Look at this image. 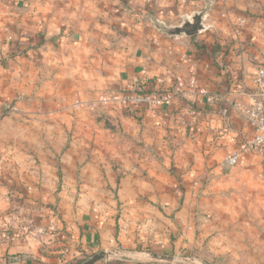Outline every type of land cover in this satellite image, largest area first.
<instances>
[{
	"label": "crops",
	"instance_id": "0c3cea01",
	"mask_svg": "<svg viewBox=\"0 0 264 264\" xmlns=\"http://www.w3.org/2000/svg\"><path fill=\"white\" fill-rule=\"evenodd\" d=\"M19 1L0 0V123L8 117L7 107L11 103L17 107L24 92H34L31 85L17 80L19 70L37 65L40 56L31 54L41 52L44 54L42 62H45L48 50L56 49L53 53L61 55L62 65L63 58H70L76 50L87 48V53L93 52V47L85 40L87 35L79 29L61 27L62 33L58 39H53L54 44L38 42L37 38L46 36L51 30L48 21H52L53 15L44 7L51 1L44 5L41 0H31L30 9L23 7L29 9L24 12L16 7ZM95 1L104 7L120 6L117 0ZM127 1L138 5L135 14L130 18L125 13L117 19L114 14H109L107 18L111 25L118 20L122 26L134 22L142 27V22H174L179 16L184 21L204 11V28L192 37H164L155 24L151 44L142 39L134 48L120 49L124 53L123 57H116L117 68L107 60L88 64L89 68L116 71L115 75L104 76V73L102 76L103 83L111 85L108 89L121 90L141 83H146V88L150 89L169 87L179 76L187 77L190 71H195L200 86L218 99L207 102L199 97L192 103L201 115L200 123L194 127L180 122L182 113L191 105L186 99L178 100L166 112L135 111L137 121L130 131L142 137L138 147L148 151L149 155L138 150L122 159L121 168L116 171L124 174L118 173L119 176L111 164L103 165L106 166L107 186L113 188L117 184L123 203L121 217L116 223L123 235L119 239L134 244L136 238L133 235L123 237H127L128 231L143 228L151 234L148 239L141 237L139 242L150 240L155 244L157 254L174 255L193 245L199 248L197 241L205 237L208 251L215 256L213 264H264V154H244L238 166L232 168L221 165L229 153L242 147L253 135L251 125L235 112L231 103L250 106L261 98L255 76L258 69L264 67V0H124L123 3L127 4ZM20 4L26 6L28 1ZM54 16L56 20H67L59 11ZM16 25L23 29H15ZM92 33L101 34L94 30ZM134 33L140 34V30L135 29ZM68 39L71 44H67ZM163 40L167 45H162ZM27 41L28 56L23 58L25 51L16 56L17 46L21 48ZM104 51L110 55L114 50L103 48L99 54ZM50 58L53 59L52 55ZM47 93L48 90L42 87L34 94L41 97ZM89 96L88 89H77L56 99V104L59 103V108L72 110L88 103ZM77 101L81 103L78 106ZM115 110L112 111L117 114ZM8 193V186L0 184V212L10 204ZM5 218L0 217V235ZM103 234L100 227H89L87 244L95 245ZM8 247L6 239L0 237V264H56V258L47 255H28L27 245ZM138 254L143 262L127 259L114 264H148V255ZM176 257L175 261L181 258L186 264H207L193 255L177 254ZM107 262L110 258L105 264Z\"/></svg>",
	"mask_w": 264,
	"mask_h": 264
},
{
	"label": "rangeland",
	"instance_id": "374dc122",
	"mask_svg": "<svg viewBox=\"0 0 264 264\" xmlns=\"http://www.w3.org/2000/svg\"><path fill=\"white\" fill-rule=\"evenodd\" d=\"M20 1L16 7L23 12L26 9L23 7L30 9L31 0H26V6L20 4L25 0ZM41 1L44 5L51 1L44 7L52 12L53 19L47 20L51 30L46 36L37 38L38 42L42 40L43 44H54L53 39H58L62 33L61 27L79 29L87 35L85 40L87 45L93 47V52L89 50L87 53V48L76 50L70 58H63L61 65V55L53 53L57 52L56 49H49L45 62H42L44 54L33 53L32 56H40L37 65L32 69L19 70L17 80L31 85L34 92L28 90L21 97L19 95L21 103L17 107L11 103L7 107L8 117L0 123V184L8 186V194L11 195L9 206L0 212V217L6 216L0 237L6 239L8 248L27 245L28 255H47L56 258V264H79L102 250L110 258L106 264L125 262L127 259L134 263L143 262L137 257L138 253H157L155 244L150 240L138 241L141 237L148 239L151 232L147 233L148 230L143 231V228L126 232L127 237L123 239L133 235L136 238L134 244L119 239L123 235L116 223L121 217L123 203L118 195L117 184L113 188L107 186L106 166L103 165L111 164L119 176L118 173L124 174L123 171H116L121 168L122 159L134 155L138 150L145 156L149 154L138 147L142 137L130 131L135 128L133 123L138 116L136 110L122 103L112 100L106 103L104 100L111 94L114 97V93L119 90H109L111 85L103 83L102 76L104 73V76L115 75L116 71L100 70L99 67L93 69L88 64L107 60L117 68L119 64L116 57H123L124 53L120 49L134 48L142 39L151 44V31L156 25L164 37L169 36L163 28L175 24L181 26L183 18L179 16L174 22H142V27L136 26L134 22L122 26L118 20L111 25L107 18L109 14H114L117 19L127 13L132 18L138 5L128 4V1L124 4V0H117L120 6L112 4L105 7L95 0ZM57 11L64 13L67 20H56L54 15ZM103 17L107 19L103 20ZM15 29L23 28L16 25ZM135 29L140 30V34H135ZM93 30L101 34H93ZM16 39L19 41L17 33ZM28 41L21 48L17 46L14 54H23L19 52L25 51L23 58L28 56L25 49ZM161 43L167 45L164 40ZM67 44H71L70 39ZM103 48L114 51L110 55L106 51L99 54ZM19 64L23 65V62L19 61ZM90 80L93 83L91 85ZM42 87L48 90L47 95H35V90ZM137 87L150 89L146 88V83H141L121 90ZM77 89L89 90V102L72 110L59 108L56 99ZM114 108L117 114L112 111ZM143 172L146 173V170ZM89 227H100L104 232V237L92 246L87 244ZM207 241L205 237L200 238L197 241L199 248L193 245L177 254L197 256L207 264H213L215 256L208 251ZM146 258L148 264L157 263L149 256ZM106 260L96 264H105ZM173 264L186 262L179 258Z\"/></svg>",
	"mask_w": 264,
	"mask_h": 264
},
{
	"label": "built area",
	"instance_id": "2783aa9c",
	"mask_svg": "<svg viewBox=\"0 0 264 264\" xmlns=\"http://www.w3.org/2000/svg\"><path fill=\"white\" fill-rule=\"evenodd\" d=\"M255 83L261 90V98L255 100L250 106L231 103L235 112L243 116L253 128V135L246 140L240 148L234 149L222 161L221 165L225 167H234L239 164L244 154L255 153L264 154V67L258 69L255 76ZM114 97H105L107 103L109 100L125 104L135 110L145 109L152 113L166 112L179 99H186L191 104L187 107L180 117L183 125L194 127L201 121V115L193 106L199 97L207 102H214L218 97L210 95L209 91L201 87L195 71H190L187 77L179 76L176 83L169 87L158 86L153 89L133 88L119 90L114 93ZM75 104L80 105L77 101Z\"/></svg>",
	"mask_w": 264,
	"mask_h": 264
},
{
	"label": "water",
	"instance_id": "95a60500",
	"mask_svg": "<svg viewBox=\"0 0 264 264\" xmlns=\"http://www.w3.org/2000/svg\"><path fill=\"white\" fill-rule=\"evenodd\" d=\"M204 11L196 13L191 19H185L181 26L164 27L163 29L168 35H186L188 37L198 35L204 28L203 25ZM147 255L155 262L173 263L176 260L174 255H162L157 253H147ZM109 257L104 250L96 252L79 264H96Z\"/></svg>",
	"mask_w": 264,
	"mask_h": 264
}]
</instances>
